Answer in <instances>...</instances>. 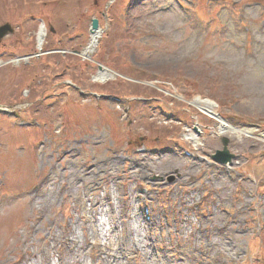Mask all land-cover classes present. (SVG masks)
I'll use <instances>...</instances> for the list:
<instances>
[{"label": "rangeland", "instance_id": "1", "mask_svg": "<svg viewBox=\"0 0 264 264\" xmlns=\"http://www.w3.org/2000/svg\"><path fill=\"white\" fill-rule=\"evenodd\" d=\"M92 20L101 37L85 60ZM6 24L0 105L16 113L0 112V264L47 244L57 264L51 234L110 201L104 224L123 203L151 216L156 264H264V0H0ZM104 68L115 77L101 83ZM196 98L249 134L217 136ZM193 126L198 149L184 141ZM223 139L229 169L212 161ZM141 158L151 171L130 169ZM43 187L57 201L37 210ZM91 244L84 264L113 263Z\"/></svg>", "mask_w": 264, "mask_h": 264}, {"label": "bare ground", "instance_id": "2", "mask_svg": "<svg viewBox=\"0 0 264 264\" xmlns=\"http://www.w3.org/2000/svg\"><path fill=\"white\" fill-rule=\"evenodd\" d=\"M45 35V28L43 26H40L36 35L38 50H42L41 47L43 45ZM100 37V30L94 34H91L89 46L80 55L83 59L87 60L91 57ZM114 77L115 75L113 72L104 68L102 69V71L98 72L96 81L105 83L108 80L113 79ZM191 105L197 108L200 113L206 115L209 119L214 120L218 124L217 136L239 137L243 134H249L244 130H240L229 125L220 116H218L215 113V105L212 101L202 98H196L195 100H193V102H191ZM0 108L4 109L1 105ZM186 133L187 135H184V138H188V136L190 135L191 145L199 148V146L201 145L197 134L189 130ZM163 157L164 155L161 157V160L166 159V157ZM136 160L137 162H134L130 165V169L135 170L136 168H140L147 172L151 171L147 165L142 163L143 158ZM166 163L167 162L165 161L163 164L158 165L159 170H164L168 166V168L178 167V165L175 163ZM151 169L156 168L151 167ZM181 173L184 174L185 172ZM38 191V196H29L30 203L33 204V207L35 208V206L38 205L37 210H41L42 207L44 208L50 205L51 201H57V196H55V193L52 190H45V188L43 187L42 190ZM66 195L68 196V194ZM106 200H108L107 196H105V198H101V201L103 202H105ZM135 201L142 203L140 195L135 194ZM103 202L100 203L103 204ZM109 203H111V201L106 202L107 207L104 210L102 209V205L98 202V206L97 208H95L94 203V208L90 207L85 211L83 210V214L81 216L82 223L80 225L79 223L74 224V222L72 221V224L75 226V228L72 225L64 226L59 236L55 235V233L51 234L50 243L52 245V250H56L57 252V256H55L57 264H84V261L82 260L83 258L78 253V249L80 246L89 245V242L92 243L91 247L95 249L97 257L100 256V259L96 258L98 262L100 260H110L113 263L107 261L105 264H120L122 263V257L124 254L127 262L132 258L133 255L135 257L141 256L143 261L146 259L151 260L150 264H156L157 259H151L154 254L150 250L151 248H153L154 242V239L152 240V235L148 227L149 225H151V216L147 215L145 212L138 208L130 207L129 203H123L120 206L122 220H120L119 223H111L110 221H108L107 224H104L102 222V219L106 214H109L112 209V206ZM181 225L182 221H180L179 227H181ZM219 228L223 229V227L221 226ZM76 229H81L83 231L84 237L82 241H80V238L76 235ZM118 251H121L123 253L120 254ZM2 253L3 248L2 244H0V254ZM53 261L54 259L52 260L51 248L47 244L46 246H44L42 251L32 253L30 256H26L24 260L22 259V262L20 264H55V262Z\"/></svg>", "mask_w": 264, "mask_h": 264}, {"label": "water", "instance_id": "3", "mask_svg": "<svg viewBox=\"0 0 264 264\" xmlns=\"http://www.w3.org/2000/svg\"><path fill=\"white\" fill-rule=\"evenodd\" d=\"M98 30V21L97 20H92L91 23V33H94ZM12 29L9 25H4L0 27V40L3 39L5 36H7L9 33H12ZM227 143L228 141L226 139L223 140L224 144V151L223 152H218L216 155V159L219 160L220 162H227L232 158L231 155H229L227 151Z\"/></svg>", "mask_w": 264, "mask_h": 264}]
</instances>
